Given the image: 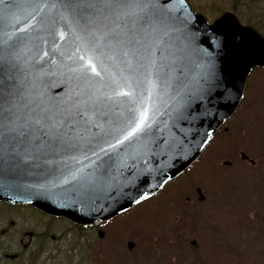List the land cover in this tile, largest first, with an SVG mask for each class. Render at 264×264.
I'll return each instance as SVG.
<instances>
[{"label": "snow or ice", "instance_id": "snow-or-ice-1", "mask_svg": "<svg viewBox=\"0 0 264 264\" xmlns=\"http://www.w3.org/2000/svg\"><path fill=\"white\" fill-rule=\"evenodd\" d=\"M168 4L169 0H0V67L12 62L21 68L19 62L30 46L36 49L34 59H41L37 42L46 43V33L54 47L57 37L65 43L71 40L74 48L67 59L72 66L66 70L78 81L72 95L57 101L33 92L23 80L12 91L0 87V137L14 133L28 159L43 158L45 164L73 161L76 166L65 165L60 181L95 187L114 180L113 154L118 157L126 144L139 146L135 155L129 153L135 163L173 148L178 138L165 141L150 135L154 98L163 90L174 92L179 120L185 88L203 95L216 84L212 72L187 84L181 80L185 69L170 42V34L180 29ZM233 38L239 40L243 55V37ZM119 104L131 107L110 118L105 108ZM81 158L94 166L92 171L85 170ZM144 199L142 195L135 202Z\"/></svg>", "mask_w": 264, "mask_h": 264}, {"label": "water", "instance_id": "water-1", "mask_svg": "<svg viewBox=\"0 0 264 264\" xmlns=\"http://www.w3.org/2000/svg\"><path fill=\"white\" fill-rule=\"evenodd\" d=\"M173 2L177 0H169L168 5ZM175 16L178 28L186 26L184 34H178V31L170 34V42L181 58L179 63L187 77H181V80L187 84L212 72L216 84L203 95L185 88L181 92L184 97L183 118L179 120L174 110L176 101L172 99L174 92L163 90L154 98L156 112L150 135L165 141L176 137L179 142L163 153L156 151L155 156L146 160L142 158L138 163L129 153L135 155L139 146L126 144L118 157L113 154L114 166L110 173L114 180L103 187H95L76 181L62 183L60 172L64 171L65 165L75 167L73 161L57 160L55 164H45L43 158L28 159L20 138L5 132L0 137V199L32 201L53 214L77 221H96L124 211L136 204L142 195L150 196L197 157L207 144L203 141H209L217 126L236 108L250 67L264 64V41L251 28L239 25L231 13L223 14L211 27H206L200 17L193 18L182 11ZM42 36L47 42H37L41 59H34L36 49L30 46L19 62L21 68L14 67L12 62L0 67V87L5 92L12 91L13 85L18 86L21 80L25 87L43 94L49 101L65 99L75 91L78 81L66 70L72 66V61L67 59L74 48L71 40L65 43L57 37L54 47L52 37L46 33ZM234 36L244 39L243 55L238 47L240 42ZM43 52L49 55L43 56ZM198 60L204 62L196 64ZM129 107L119 104V110L116 106H109L105 111L111 118ZM102 158L107 160L106 156ZM81 162L86 171L93 170L94 166L88 161L81 158ZM125 164L132 167H124Z\"/></svg>", "mask_w": 264, "mask_h": 264}, {"label": "rangeland", "instance_id": "rangeland-1", "mask_svg": "<svg viewBox=\"0 0 264 264\" xmlns=\"http://www.w3.org/2000/svg\"><path fill=\"white\" fill-rule=\"evenodd\" d=\"M252 4L253 14H257L258 0ZM252 74L238 115L240 121L245 120L244 124L237 123L227 140L229 143L232 139V144L237 137L239 145L229 146V151L225 152L219 146L217 150L222 152L218 154L208 152L190 173L191 176L183 179L184 182L200 185L209 195L208 199L189 203L183 197L178 199L177 220L170 216L174 207L166 213L161 195L134 207L128 226L119 222L114 245V253L118 257L115 264H264V233H261L262 237L257 235V224H254V231L245 232L249 229L246 230L241 219L244 216L242 201L232 203L230 200L238 199L236 192L228 200L227 194L219 192L209 178V174L231 172L238 174L231 183H249L254 176L248 171L246 163L237 159L230 167L232 171L228 172L222 171L225 167L217 164L218 161L234 159L235 149L241 147L248 156L257 160L256 168L261 171L259 176L264 180V73L258 70ZM240 126H246L245 139L237 135ZM214 191L216 195H213ZM184 193L181 191V194ZM212 198H216V202H211ZM177 233L178 236H174ZM127 239L134 243L131 251L122 245ZM193 239L195 245L191 244Z\"/></svg>", "mask_w": 264, "mask_h": 264}, {"label": "flooded vegetation", "instance_id": "flooded-vegetation-1", "mask_svg": "<svg viewBox=\"0 0 264 264\" xmlns=\"http://www.w3.org/2000/svg\"><path fill=\"white\" fill-rule=\"evenodd\" d=\"M257 0H187L193 10L205 12L210 8H231L241 4L244 11L250 13L252 2ZM259 9L256 14V28L264 33V0H258ZM216 3V4H214ZM246 16H248L245 13ZM264 68H261V72ZM231 126H224L216 135L214 145L209 150L218 154L220 146L226 147L225 136ZM209 146L206 150L211 147ZM236 153L240 155L238 148ZM223 160L219 163L222 164ZM224 165V164H223ZM228 171V169L224 170ZM191 174L183 173L178 178L181 184L169 182L163 190L166 204L176 207L181 197L189 201L202 202L208 194L200 185L184 182ZM217 181L222 179L217 178ZM215 180V175L213 177ZM223 181H228L226 178ZM181 191H185L181 194ZM217 193L214 191L213 195ZM241 197H248L250 202H258L260 208H249L244 216V225L249 232L254 231L256 222L264 225V183L251 184ZM216 198H212L214 202ZM248 204V202H247ZM247 206V205H246ZM130 211L112 219L97 223H77L63 216L47 214L30 203H9L0 200V264H115L118 257L114 253V245L118 238L119 222L131 221ZM175 216V215H174ZM127 219V220H125ZM244 229V228H243ZM129 239L122 245H128ZM129 252V251H128Z\"/></svg>", "mask_w": 264, "mask_h": 264}]
</instances>
